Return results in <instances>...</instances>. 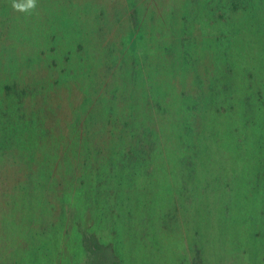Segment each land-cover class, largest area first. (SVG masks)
<instances>
[{
  "label": "rangeland",
  "instance_id": "374dc122",
  "mask_svg": "<svg viewBox=\"0 0 264 264\" xmlns=\"http://www.w3.org/2000/svg\"><path fill=\"white\" fill-rule=\"evenodd\" d=\"M115 257L264 264V0H0V264Z\"/></svg>",
  "mask_w": 264,
  "mask_h": 264
},
{
  "label": "clouds",
  "instance_id": "9594fccd",
  "mask_svg": "<svg viewBox=\"0 0 264 264\" xmlns=\"http://www.w3.org/2000/svg\"><path fill=\"white\" fill-rule=\"evenodd\" d=\"M10 6L13 11L31 15L37 7V0H10Z\"/></svg>",
  "mask_w": 264,
  "mask_h": 264
},
{
  "label": "trees",
  "instance_id": "16d2710c",
  "mask_svg": "<svg viewBox=\"0 0 264 264\" xmlns=\"http://www.w3.org/2000/svg\"><path fill=\"white\" fill-rule=\"evenodd\" d=\"M89 238H94V241H95V246L96 245H98V246H104L103 244H101V243H99L97 240H96V236L95 235H93V234H90V237L89 236H85L84 237V241H83V243H84V246L86 247V249L89 251V253L90 254H92L93 253V245L92 244H90V242H89ZM108 246V245H107ZM113 259V262H112V264H118V261H117V259H116V257L115 258H112Z\"/></svg>",
  "mask_w": 264,
  "mask_h": 264
}]
</instances>
